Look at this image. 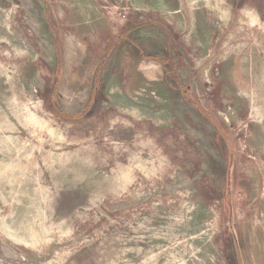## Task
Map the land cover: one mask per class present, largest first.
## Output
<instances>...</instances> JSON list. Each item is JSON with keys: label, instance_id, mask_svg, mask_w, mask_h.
Listing matches in <instances>:
<instances>
[{"label": "rangeland", "instance_id": "374dc122", "mask_svg": "<svg viewBox=\"0 0 264 264\" xmlns=\"http://www.w3.org/2000/svg\"><path fill=\"white\" fill-rule=\"evenodd\" d=\"M158 1L0 0V264H264V0ZM130 17L181 32L134 114Z\"/></svg>", "mask_w": 264, "mask_h": 264}, {"label": "crops", "instance_id": "0c3cea01", "mask_svg": "<svg viewBox=\"0 0 264 264\" xmlns=\"http://www.w3.org/2000/svg\"><path fill=\"white\" fill-rule=\"evenodd\" d=\"M157 3L160 4L162 1L159 0ZM178 15V18L182 20L181 14ZM174 17L176 16L174 15ZM128 19L124 31L118 37L114 34H111L110 37L106 35L99 36L103 46L108 50L105 53L106 59L104 61L97 60V62H94L97 66L99 65L96 71L98 76H96V79L94 78L95 82L93 88L92 84H90L89 95L90 97H95L96 95L100 97L105 96L106 104L102 103V105H107L105 109L108 111L113 109L122 111L129 110L132 112L131 114H134V108L130 100L132 89L134 86L137 87L140 85H151L154 87V84H156L162 86L161 83L165 82L166 77L164 65L159 58H164L168 53L179 51L178 44H175V37H180L181 32H179L177 26L166 25L158 20L141 18V20H137L138 22L135 23L133 17ZM195 29L197 28L195 27ZM192 35L197 36H193L194 39H198L197 42H194V48L187 42L183 44V46H180L181 50L188 48L191 51H197L200 48L198 46L201 40L204 39L209 41L207 35L204 37L202 36L203 39L199 40L200 33L198 31H192ZM119 38H121L122 41ZM95 42L99 44V41L95 40ZM126 42L133 44L132 49L134 53H132V57L130 56L132 54L123 52L124 49L120 47ZM118 54L121 58H123V55L125 56L123 61L130 68L127 69L124 74H120L116 71V57ZM126 55H128V57ZM130 63H132L131 67ZM134 71L135 73L132 74ZM134 78L136 80L132 82ZM119 97L123 98V103L126 105L125 108L121 106L120 102H115ZM110 100L112 102H110ZM107 102H110V104ZM137 111H140V109L137 108ZM150 113L154 115L155 112L149 111L147 108L142 116L148 117Z\"/></svg>", "mask_w": 264, "mask_h": 264}, {"label": "trees", "instance_id": "16d2710c", "mask_svg": "<svg viewBox=\"0 0 264 264\" xmlns=\"http://www.w3.org/2000/svg\"><path fill=\"white\" fill-rule=\"evenodd\" d=\"M160 60L163 64H166V61L164 59L160 58Z\"/></svg>", "mask_w": 264, "mask_h": 264}]
</instances>
